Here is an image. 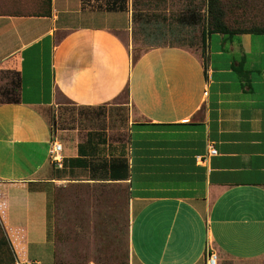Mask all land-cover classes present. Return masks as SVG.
Masks as SVG:
<instances>
[{
    "label": "crops",
    "instance_id": "1",
    "mask_svg": "<svg viewBox=\"0 0 264 264\" xmlns=\"http://www.w3.org/2000/svg\"><path fill=\"white\" fill-rule=\"evenodd\" d=\"M147 3L0 0V69L20 76L19 101L0 103V219L15 264H68L58 227L88 221L95 232L123 207L127 254L107 264H206L208 249L218 264H264V34L206 33L203 52V27L194 49ZM190 17L182 31L199 24ZM138 34L147 48L133 56ZM123 93L126 144L88 130L56 166L49 110L60 99L111 106ZM209 146L217 154L199 162ZM114 157L125 179L110 176ZM101 187H121L125 203Z\"/></svg>",
    "mask_w": 264,
    "mask_h": 264
},
{
    "label": "rangeland",
    "instance_id": "2",
    "mask_svg": "<svg viewBox=\"0 0 264 264\" xmlns=\"http://www.w3.org/2000/svg\"><path fill=\"white\" fill-rule=\"evenodd\" d=\"M221 1L223 3L221 11L224 9L222 13L224 16L228 13H234L236 10L242 15L244 12H248L251 6H253L251 5L252 0H229L228 3H226L227 0ZM147 4L151 8L150 13H152L153 18L156 17L161 24L169 25V27L179 30L181 38H188V35H190L191 38L189 37L187 40L183 38L184 42H190V46L194 49L197 48L191 42L194 44V42L196 43L198 41L199 30L207 23L204 19V16L207 14V0H148ZM201 10H204V12ZM194 12L200 14L201 20L199 24L196 27L190 26L188 28L189 31H182L181 28L184 27L182 22H185L187 17L192 13L194 14ZM147 41L149 40L147 39ZM145 44L146 40H143L138 34L133 40V56L146 50L147 46ZM5 72L1 73L0 71V87L8 81L12 79L15 81L16 79V71L14 68L7 69ZM4 74L5 76L9 75V79L3 78ZM125 99L126 95L123 93L118 99L113 101L111 106L99 105L101 106L99 108H102L105 112L100 120H91L87 116L81 117L79 115L81 114V110L78 107L65 99H60V103L49 110V121L52 125L54 137L64 147L75 144L77 139L84 137L88 130L100 129L110 140L121 143L124 146L127 141L129 125V108L127 105H124ZM111 189L101 187L99 192L102 195L104 194V197L110 201L125 203V190L121 187ZM123 208L121 213L117 210L114 221L100 223L96 226L95 232L91 229L92 224L88 221L85 223L73 222L75 229L70 233L62 232L60 227H58L57 250L69 258L68 264L84 262L107 264L112 262V259L114 260V257L119 254H127V215ZM114 234L116 235V242L111 237H108ZM81 247L84 249H80ZM112 248L115 251L117 250L116 252L118 253H114L115 255L111 256L109 260H104Z\"/></svg>",
    "mask_w": 264,
    "mask_h": 264
},
{
    "label": "trees",
    "instance_id": "3",
    "mask_svg": "<svg viewBox=\"0 0 264 264\" xmlns=\"http://www.w3.org/2000/svg\"><path fill=\"white\" fill-rule=\"evenodd\" d=\"M48 5H50V0H45ZM229 0L226 1L228 3ZM231 4V1H230ZM229 5V4H228ZM251 8L249 11H257L259 14L258 16H252L254 18L253 21L247 18L235 19L237 24H229L228 22H233L230 19H225L224 15L222 14V6L223 3L221 0H207V14L204 16V19L207 23L204 24L202 28V46L201 49L204 52L205 45H204V38L206 33H222L225 35H236L240 33H255V34H264V0H252L251 1ZM191 22L197 24L200 22L201 17L200 14L194 12L191 14ZM226 20V21H225ZM230 20V21H229ZM147 23L150 22V19H147ZM1 73H6L4 69H0ZM16 71V79L15 81L12 79L8 81L5 85L0 87V103H16L19 101V81L20 76L19 72ZM3 78L9 79V75H3ZM81 110V117L87 116V118L91 120H100L105 112L101 106H90V105H81L76 106ZM85 114V115H83ZM90 135V134H89ZM89 139V138H88ZM80 151V147H79ZM82 152V150H81ZM69 162L79 163V160L76 159H67ZM81 161V160H80ZM66 163V161H65ZM83 163H85L83 161ZM101 165H107V161H105ZM108 165L115 169L114 173H111L110 176L113 179H125L127 177L128 172V165L124 158L121 157H114L111 158ZM16 257L5 227L0 219V264H15Z\"/></svg>",
    "mask_w": 264,
    "mask_h": 264
},
{
    "label": "built area",
    "instance_id": "4",
    "mask_svg": "<svg viewBox=\"0 0 264 264\" xmlns=\"http://www.w3.org/2000/svg\"><path fill=\"white\" fill-rule=\"evenodd\" d=\"M63 146L58 140H53L49 149V156L51 161L58 167L62 166L63 161ZM217 154L216 149L213 146H209L207 152L202 156H197V160L204 163L208 160L209 156ZM206 264H218V257L213 249L206 251Z\"/></svg>",
    "mask_w": 264,
    "mask_h": 264
}]
</instances>
